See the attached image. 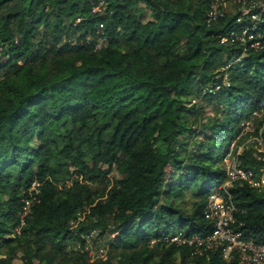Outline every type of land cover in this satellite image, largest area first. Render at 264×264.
Masks as SVG:
<instances>
[{
    "label": "trees",
    "instance_id": "trees-1",
    "mask_svg": "<svg viewBox=\"0 0 264 264\" xmlns=\"http://www.w3.org/2000/svg\"><path fill=\"white\" fill-rule=\"evenodd\" d=\"M207 8L208 0H0L2 259L243 264L236 251L224 258L166 239L211 228L203 206L226 179L229 144L241 121L256 125L238 144L260 125L264 44L241 55V45L220 41L240 27L236 14L207 22ZM256 152L250 141L239 158L258 172ZM230 191L232 226L263 240L264 187L235 181ZM91 229L107 244L103 258L83 248Z\"/></svg>",
    "mask_w": 264,
    "mask_h": 264
},
{
    "label": "built area",
    "instance_id": "built-area-1",
    "mask_svg": "<svg viewBox=\"0 0 264 264\" xmlns=\"http://www.w3.org/2000/svg\"><path fill=\"white\" fill-rule=\"evenodd\" d=\"M101 4L92 6V11H100ZM236 14V21L239 28H233L220 35L221 42H230L241 45V55L249 48L256 49L264 44V0H208L206 11V21L211 22L224 15L225 11ZM102 23H100V26ZM90 39L86 36V42ZM106 42L103 36L96 42V47H100ZM240 56L237 58L239 59ZM229 65V64H228ZM264 78V75H263ZM253 115L260 120L257 132L252 133L238 144L237 140L247 132L255 128L254 119H246L240 122V131L229 144L224 155L223 164L226 172V179L213 188L206 195L203 206V215L211 222V228L204 233H194L185 235L181 232L171 234L166 237L176 243H187L194 246V251L202 253L206 250L218 249L224 258L236 251L240 262L243 264H264V239L255 240L245 236L240 229L232 226L234 221V210L236 206L233 202L230 185L235 181H246L253 186L264 187V91L258 100V107L253 110ZM255 143L257 149L256 158L260 162L258 172L253 168L244 167L240 163L239 155L242 149L250 142ZM39 182L34 179L29 187L30 197L23 199L21 210L19 211V227L24 224L25 216L29 209L35 193L38 191ZM74 224L75 220H71ZM96 231L91 229L83 234L84 246L91 260L97 257H105L107 244L95 241ZM80 247V244H76Z\"/></svg>",
    "mask_w": 264,
    "mask_h": 264
},
{
    "label": "rangeland",
    "instance_id": "rangeland-1",
    "mask_svg": "<svg viewBox=\"0 0 264 264\" xmlns=\"http://www.w3.org/2000/svg\"><path fill=\"white\" fill-rule=\"evenodd\" d=\"M210 106H207L206 109L209 110ZM210 113V112H209ZM50 131V126L49 124H47V131L45 133H42V134H35V137H34V141L37 142L39 141L40 139L42 138H45L48 133ZM4 255L0 254V261L4 264H28L31 259L30 258H27L26 256H24L22 253L18 252L16 254V256L14 258H12L11 260H7V259H2Z\"/></svg>",
    "mask_w": 264,
    "mask_h": 264
}]
</instances>
